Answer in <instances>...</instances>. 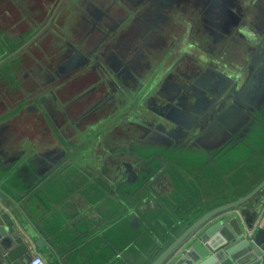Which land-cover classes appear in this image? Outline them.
<instances>
[{
  "label": "crops",
  "instance_id": "0c3cea01",
  "mask_svg": "<svg viewBox=\"0 0 264 264\" xmlns=\"http://www.w3.org/2000/svg\"><path fill=\"white\" fill-rule=\"evenodd\" d=\"M262 180L264 0H0V207L26 258L151 264Z\"/></svg>",
  "mask_w": 264,
  "mask_h": 264
},
{
  "label": "water",
  "instance_id": "95a60500",
  "mask_svg": "<svg viewBox=\"0 0 264 264\" xmlns=\"http://www.w3.org/2000/svg\"><path fill=\"white\" fill-rule=\"evenodd\" d=\"M263 185L264 180L245 196L201 215L178 234L151 264H161L193 231L217 217V221L178 253L172 264H264V196L253 198L251 206L246 204ZM227 213L230 215L221 217ZM14 216L22 224L21 214L14 211ZM16 229L14 217L0 207V264H22L28 259L24 254L28 248ZM18 257H22L20 262L16 260Z\"/></svg>",
  "mask_w": 264,
  "mask_h": 264
},
{
  "label": "rangeland",
  "instance_id": "374dc122",
  "mask_svg": "<svg viewBox=\"0 0 264 264\" xmlns=\"http://www.w3.org/2000/svg\"><path fill=\"white\" fill-rule=\"evenodd\" d=\"M228 1V0H227ZM233 0H230V2H232ZM233 6V4H227L226 5V8L228 9V8H230V7H232ZM211 11H213V8H211ZM212 24H217L216 22H211ZM224 39H227L228 41H229V39L230 38H232L230 35H226V36H224L223 37ZM159 140H163V138L162 137H160V138H158ZM86 147H89L88 145H86L85 147H83L82 148V153H83V150L86 148ZM89 148H86V150H88ZM112 168H113V170H114V183H113V186L111 187V189H112V193L113 194H118V190L116 189L117 187H116V185L117 184H119V185H121V183H122V177L123 176H125V177H127V176H131V174H132V171H134V170H137V166L136 165H133V164H129V165H114V166H112ZM120 199L122 200V199H124V201L125 200H127V197L126 198H122V196H121V194H120ZM175 222H177V221H175ZM173 223V222H172Z\"/></svg>",
  "mask_w": 264,
  "mask_h": 264
},
{
  "label": "built area",
  "instance_id": "2783aa9c",
  "mask_svg": "<svg viewBox=\"0 0 264 264\" xmlns=\"http://www.w3.org/2000/svg\"><path fill=\"white\" fill-rule=\"evenodd\" d=\"M22 264H48L43 256L38 252H33L26 262Z\"/></svg>",
  "mask_w": 264,
  "mask_h": 264
}]
</instances>
